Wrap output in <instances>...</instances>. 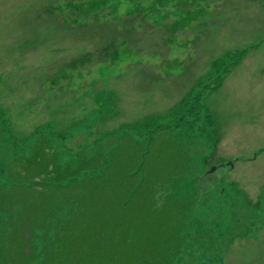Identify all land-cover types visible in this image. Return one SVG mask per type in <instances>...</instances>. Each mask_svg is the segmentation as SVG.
Returning <instances> with one entry per match:
<instances>
[{
  "label": "rangeland",
  "instance_id": "1",
  "mask_svg": "<svg viewBox=\"0 0 264 264\" xmlns=\"http://www.w3.org/2000/svg\"><path fill=\"white\" fill-rule=\"evenodd\" d=\"M78 209L162 264H264V0H0V264L69 261Z\"/></svg>",
  "mask_w": 264,
  "mask_h": 264
},
{
  "label": "trees",
  "instance_id": "2",
  "mask_svg": "<svg viewBox=\"0 0 264 264\" xmlns=\"http://www.w3.org/2000/svg\"><path fill=\"white\" fill-rule=\"evenodd\" d=\"M214 86L215 84L213 85V87ZM30 160L31 159L29 158V161ZM39 172L40 168L39 166H37V164L34 163L29 165L27 172L29 175L35 174V176L37 177L41 174ZM36 177L26 181L24 184L17 182L16 186L11 183V187L9 188V193L11 194H13L11 191H15L16 189L21 192V194L19 195H13L18 196L19 201L21 202L24 209L31 208L33 210V207H35V205L38 206L43 202L49 203L51 199H56L52 195V191H46V187L43 188L40 184V181L36 179ZM64 177L65 176L57 175L56 177H54L55 179H57L56 186L52 185L54 190L56 192H60V194L65 193L68 188H71L70 183L72 182H70L71 180L69 181V179L73 178V176H67L66 178ZM100 179H102V177H95L93 179H90V183L88 184V186H85L84 182L79 186V192L77 195L79 196L78 199L80 201L75 199L78 205L81 204L83 208L84 206H86L84 204V200H87V196L83 194L84 189H86L87 192H89L90 190H92L93 192H97L99 190L105 191L104 188L106 184L103 185V182ZM67 180L69 181V184H67V186H63L62 183ZM108 200L109 196L108 198H105L106 202ZM97 202L98 200H95V202H91L92 204H89L90 210L94 214L98 213L96 211V209L99 208V206L96 204ZM24 209L22 210L24 211ZM84 213H86V211H84ZM84 213L83 211L80 212L79 209L78 212H76L75 210L74 216L61 225V230H63V237L65 238V240L62 243L61 241L58 242V244H56L55 241L54 243H50L52 244V246L53 244H56V246H62L64 248L65 246H70V248L76 250V254H73L71 256L69 255V261L68 259H64L63 262H54V260L51 259L53 254H50V256L46 258V260H44V264H162L167 261H173V258L177 257L179 253V250L174 253L170 252L172 247L169 246V242V247L166 250L168 254L170 253V255L165 258L166 260H164L163 258L154 259L153 253L159 252L160 246L163 245L164 247H166V244H153L151 243V241H149V239H147L148 237H143L142 233V235L138 236L130 235L129 237L128 235L123 241L121 240L117 242L113 239L112 241L105 243L104 241H102L103 231L109 230V232H112V227L102 228L105 226H102V224H99V226L95 221H90V223H88V225L91 226H85L80 222L84 217ZM71 239L73 240V242L71 241ZM157 247L158 249H156ZM6 254L4 255V257L6 256ZM61 255L62 254L56 256L54 254L53 256H55V259L56 257L61 258ZM17 260L19 261L18 264H23L22 260ZM14 264H17L16 260Z\"/></svg>",
  "mask_w": 264,
  "mask_h": 264
},
{
  "label": "bare ground",
  "instance_id": "3",
  "mask_svg": "<svg viewBox=\"0 0 264 264\" xmlns=\"http://www.w3.org/2000/svg\"><path fill=\"white\" fill-rule=\"evenodd\" d=\"M119 62H121V61H119ZM117 68H119V65H115L114 67H113V70H117Z\"/></svg>",
  "mask_w": 264,
  "mask_h": 264
}]
</instances>
